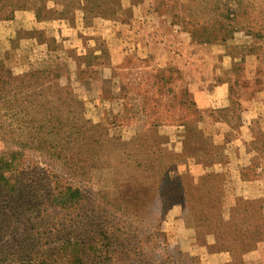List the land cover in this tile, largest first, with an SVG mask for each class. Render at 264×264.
<instances>
[{
	"label": "rangeland",
	"instance_id": "rangeland-1",
	"mask_svg": "<svg viewBox=\"0 0 264 264\" xmlns=\"http://www.w3.org/2000/svg\"><path fill=\"white\" fill-rule=\"evenodd\" d=\"M26 1L28 10L0 20V62L17 77L42 69L57 72L60 86L83 107L67 115L63 104L59 109L64 112L56 111V102L49 112L55 116L53 124L40 129L47 118L45 107L28 111L35 123L27 124L29 117L22 116L18 102L11 106L12 117L0 119V153L20 149L19 168L24 169L26 185L40 189L14 230L0 229V264H28L14 256L17 252H28L37 260L39 252H46L57 255L51 259L55 264H82L66 257L72 248L63 244L68 239L85 249L83 264H238L229 253L215 252L213 235L196 233L190 213L197 211L196 206L190 210L168 206L179 191H161L160 170H170L171 180L188 175L197 182L201 168L196 166L206 155L212 163L204 166L205 173L219 175L223 182L222 218L229 220V210L244 200L255 209L261 206L257 211L264 220V116L254 132L242 129L251 140L248 154L236 153L225 170L212 161L220 152L212 138L215 141L221 130L210 124L228 118L223 98L219 97L217 110L201 113L188 94L181 66L156 62L158 51L147 54L144 47L171 48L175 33H185L192 45L190 70L198 71L199 58L207 60L202 72H208L210 81L227 89L234 103L250 100L255 93H264V26L258 27L264 14L250 13L256 22L252 33L260 31L262 38L239 30L224 42L207 44L201 43L200 28L215 25L220 12L215 10L216 0H116V5L111 0ZM189 15L198 28L190 23L186 30L195 29V38L184 30ZM131 37L139 48L110 65L109 47L114 51ZM232 124L237 126L233 117ZM50 126L64 138L55 153L32 145L57 139L48 133ZM104 135L110 141L102 147L88 142L83 147L80 142L85 137L97 142ZM252 149H260V154ZM172 154L178 156L175 164ZM52 175L60 178L58 185L82 190L83 201L67 210L50 207L41 196L56 187L48 182L54 181ZM4 198L0 197L1 206ZM237 219L252 222V213ZM105 225L112 228L107 236H114L108 243L101 237ZM261 237L253 250L240 255L241 264H264ZM33 241H39L35 249Z\"/></svg>",
	"mask_w": 264,
	"mask_h": 264
},
{
	"label": "trees",
	"instance_id": "trees-1",
	"mask_svg": "<svg viewBox=\"0 0 264 264\" xmlns=\"http://www.w3.org/2000/svg\"><path fill=\"white\" fill-rule=\"evenodd\" d=\"M111 1L114 5L118 4L116 0ZM192 1L194 2L196 0ZM27 3L26 0H0V20H11L14 12L28 10ZM215 3V10L220 12L217 13L214 18V26L209 27V24L208 27H206L202 24L200 28L202 32L199 36L202 38L201 43L209 44L213 41L224 42L239 30H245L247 34L250 36L252 35L255 38L263 37V34L260 31L252 33V29L256 26V22L252 20L253 18H250V13L257 12L260 15L264 14V0H216ZM199 4H202V2L200 1ZM111 12L114 14L115 10H111ZM173 15V18L176 19L177 13H174ZM188 17L189 21L184 22V30H186V27L190 23L198 28L197 24L191 20L193 18H191L190 15ZM37 20H40L39 17ZM263 26L264 21L258 25V27ZM189 31L186 30V32H189L191 36L195 38V29L192 28ZM59 80L60 77L57 72L50 69L32 71L19 77L13 76L11 71L0 62V109L3 108V110H1L3 112L0 115V119H7L14 115L11 106L16 102L21 106L20 113H22V116L29 117L27 124L36 122L28 114L30 109L36 107H45V110L47 109L48 112L45 115V118L46 116L47 118L43 121L42 125L39 126V129L46 123H49L50 125L53 124L55 116L52 117V115L49 114L50 108L55 109L56 106V111L64 112L59 109V105L63 104L66 106L64 110L67 115L73 114L77 108L82 109V103L72 96L67 88L60 86ZM53 104H55V106ZM83 123L84 125H92L89 121ZM152 125L155 127L158 126L157 123ZM63 126L66 127L67 123H63ZM82 128L83 124L80 129ZM93 128L96 129L97 127L93 125ZM47 129L48 133H54L57 139H54L53 142L46 140V143L43 146L41 142H32V145L33 143H38L39 146L35 147H43L55 153L56 150H60L59 145L64 138H58L60 134L59 131H56L57 129L55 126H50ZM48 133L46 132V134ZM109 141L110 140L106 138V135H104L103 138L97 142H94L92 139L89 141L88 137L81 138L80 142H82L83 147L87 146L86 142H88L89 145L90 143H97L102 147L108 144ZM114 141L115 140H111V143ZM157 151H159V149H156L154 153ZM252 151L260 154L259 151L261 150L252 149ZM20 155V149L0 153V197H5L3 206H1L2 204L0 205V229L14 230L12 226L15 227V224L21 221L20 219L24 213L23 211L29 208L31 201H36V199H34L35 193L38 191L40 192L39 188L26 185L24 169L22 167L19 168ZM172 156L175 164L178 156L175 154H172ZM204 158L205 161H203L202 164L205 167L211 165L212 162H207L208 158L206 155ZM66 159L68 158L64 157V162ZM91 162L92 160L85 161L87 164ZM167 173L166 169L165 171L160 170V174L163 175L164 179L160 182L161 191L166 188H174L179 191L178 195L173 196L174 201L168 206L180 205L183 210H188L189 208L192 209V207L196 206L197 211L191 212L189 209L194 222L193 228L196 233L201 235H213L215 239V252H227L233 256L236 263L238 261V264H241L240 255L253 250L256 243L261 241V236L264 235V220H262L260 213L258 214L257 211H261V206H258L255 209L251 207V202L246 203L244 200H237L236 205L229 210V212H231L229 220H224L222 218L221 202L223 182L219 180L221 176L205 173L197 182H194L188 175H181L179 179L176 178L171 180ZM52 177L54 180L52 181L53 183L51 181L48 182H50V185L54 184L56 187L47 195L44 196L42 194L41 196L43 197L42 200L49 204L50 207L59 210H67L83 201L82 190L66 184L59 183L58 185L60 178L55 175H52ZM188 179V183H183L184 180ZM212 182H217L218 184ZM183 184L185 189L182 192ZM27 188H33L36 190H29V192H27ZM258 202H260V200ZM162 206L165 208L167 205L163 204ZM163 213H160L162 217ZM250 213H252V222H250V219H244V221L237 219L239 215L245 217ZM104 229L105 231L102 232L101 237H103L108 243L114 238V236H110V238L107 236V231H112V228H108L107 225H105ZM114 231L118 232L119 228H114ZM69 240L71 239H68L63 243L70 245H66V247H72L69 249L70 252L66 257H69L73 263L77 262L83 264L84 255L86 253L85 249L78 245L75 239V242L73 243ZM35 242L36 241H33L32 249L37 248L39 244V241H37L36 246H34ZM89 246L91 247V245ZM236 254H239V258H237ZM38 255L40 258L37 260L35 256H32L28 252L25 255L24 252H17L14 254L15 257L23 259L22 261L28 264H55V261L51 259L57 255H50L46 252H39ZM100 257H102L101 254ZM96 258L98 259V256H96Z\"/></svg>",
	"mask_w": 264,
	"mask_h": 264
},
{
	"label": "crops",
	"instance_id": "crops-1",
	"mask_svg": "<svg viewBox=\"0 0 264 264\" xmlns=\"http://www.w3.org/2000/svg\"><path fill=\"white\" fill-rule=\"evenodd\" d=\"M175 34L177 35V38L174 42H172L171 48L163 49L161 46L162 48L159 51V49H152V47L147 48L145 46L144 51L147 54H154L158 51L159 58L156 60V62L158 61L163 65L169 63L175 66H181L183 72H180V74L188 80V94L190 95L191 101L194 103L195 108L201 113H211L212 111L217 110V101L219 97L220 99L223 98L225 102V109L229 108L228 118L223 120H212L210 117L208 118L213 121L210 122V124L220 127L221 130L220 135H217L218 133L215 134V141L212 136H210L212 138V144L214 146L218 145L220 148V152L212 156L214 159L212 161L217 163L220 167L225 168V170L227 167L229 169L233 160V156L236 153L242 152L244 154H248L246 147H248L247 144H249L251 140L244 136L242 129L246 128L248 133L251 130L254 132L256 124H260V117L264 116V93H255V95L250 100L244 99L234 103V100H232V97H230V93L227 91V89L223 91V86L219 87V85H217L214 80L210 81L208 79V72H202L203 66L207 60L199 58L197 62V66L199 67L198 71L190 70L192 62H190L191 60H188V58H191L190 51L192 50V45L190 44L191 42L189 37L185 33ZM67 42L68 41L65 40L62 41L63 44ZM105 42L107 43V40H105ZM136 48H139V42L133 41L132 37L121 41L120 48H117L114 51H112L109 47L110 65L120 63V60H122L129 52L136 50ZM161 52L163 54H161ZM228 74L231 76L233 72H229ZM231 78L233 79L232 76ZM234 110L237 111L235 112ZM232 117L236 120V127H234L232 124ZM208 118H206V121ZM205 124L207 125L209 122H205ZM196 167H200L201 170L203 169L202 172L200 170V173L198 174V176H202L205 173L204 165L199 164Z\"/></svg>",
	"mask_w": 264,
	"mask_h": 264
}]
</instances>
